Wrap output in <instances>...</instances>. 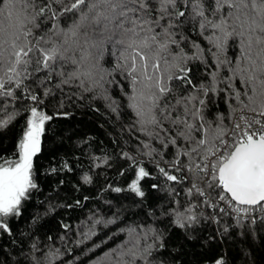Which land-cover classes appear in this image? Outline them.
Returning a JSON list of instances; mask_svg holds the SVG:
<instances>
[{"label":"snow or ice","instance_id":"snow-or-ice-1","mask_svg":"<svg viewBox=\"0 0 264 264\" xmlns=\"http://www.w3.org/2000/svg\"><path fill=\"white\" fill-rule=\"evenodd\" d=\"M64 17L72 19L67 27L60 23ZM185 30L208 42L211 62L205 48L189 40ZM183 42L191 47L190 55L181 47ZM109 50L113 67L102 69L99 61ZM190 61L204 66L206 79L193 82ZM106 84L118 87L126 98L135 116L132 127L146 137L140 141L146 151L138 154L149 157L158 172L153 176L143 161L123 152L130 161L127 171L133 174L127 191L143 198L145 178L186 185L183 190L190 200L184 211L160 214L172 217V224L188 238L189 229L194 231L202 220L219 223L218 217L235 222L225 224L222 235L229 226L244 228L246 222L264 227V0H0V130L21 114L17 101L31 102L23 106L30 115L13 158L0 156V234L12 235L10 221L23 215L33 190L40 191L34 158L42 150L45 124L53 120L44 111L48 103L57 92L60 108L65 99L83 100L85 93H92L91 100L105 101L119 118V103ZM65 86L77 91L65 93ZM221 93L227 116L217 113L209 119V105ZM63 167L67 169V163ZM83 181L91 183V178L85 175ZM54 207L47 205L48 211ZM203 209L212 211L206 215ZM40 218L36 213L32 223ZM117 219L90 216L76 243L95 236L97 225L107 227ZM62 227L67 231L69 225ZM118 232L128 238L91 264H161L154 253L166 248L163 230L149 225ZM32 247L39 251L36 243ZM48 247L33 264H52L60 255L59 249ZM208 264L225 261L210 256Z\"/></svg>","mask_w":264,"mask_h":264},{"label":"trees","instance_id":"trees-1","mask_svg":"<svg viewBox=\"0 0 264 264\" xmlns=\"http://www.w3.org/2000/svg\"><path fill=\"white\" fill-rule=\"evenodd\" d=\"M60 23L62 27H67L72 19L64 17ZM184 35L189 40L200 43L205 48V57L211 62V56L207 52L210 47L208 42L190 30H185ZM186 45L187 42H183L181 47L190 55L192 49ZM173 51L178 49L173 46ZM228 55H233L231 48ZM111 59L109 50L100 59V67L111 69ZM188 67L192 68L190 75L194 83L206 79L203 75L204 66L199 61H190ZM176 85L179 88L178 81ZM105 87L109 88L113 99L119 103V118L105 106V101L91 100L92 93H85L83 100L75 97L72 101L65 99L62 108L58 106L59 92L51 103L46 101L48 107L44 111L53 115V120L46 122L42 150L34 158L35 179L40 191L33 190L32 198L25 202L26 209H22L23 215L18 220L10 221L12 235L0 234V264H33L34 257L42 258V253L49 251L48 246L59 249L60 253L52 264H91L128 238L126 232H118V229L129 226L147 228L149 225L163 230L166 235L165 250L160 254L154 253L161 264H208L210 256L222 257L225 264H264V227L259 223L250 226L246 222L244 228L229 226L222 235L225 224L234 225V220L219 217V223L202 220L194 231L188 230L192 237L188 238L184 230L172 224V217L160 214L164 210L175 208L184 211L190 200L183 190L186 185L166 182L163 177L156 180L145 178L141 182L145 192L143 198L127 191L133 174L127 171L130 161L125 160L123 152L143 161L146 170L153 176H158V172L154 170L149 157L138 154L146 151L140 143L146 137L132 127L135 116L127 107L126 98L115 85L106 84ZM64 91L68 93L77 89L65 86ZM223 96L224 93H221L219 97H213L216 103L209 105V119H213L217 113L227 116ZM28 103L31 102L17 101L16 107L21 110V114L0 130V156L13 158L18 139L22 135V125L30 115L23 112L24 104ZM8 111H13L12 104L8 105ZM64 113L68 115H63ZM153 147H158V144L153 142ZM165 159L170 160L171 156L166 155ZM65 163L67 169L63 167ZM53 168L56 169L55 172L51 170ZM120 172H124V175H120ZM85 175L91 178V183L83 181ZM153 183L160 187L153 189ZM165 183L167 188L164 187ZM115 187L125 190L116 193L111 190ZM173 188L175 191L170 194ZM38 200L45 203L41 205ZM76 201H80V204L77 205ZM49 202L56 206L51 211L47 208ZM191 202L198 203L195 198H191ZM201 210L200 207L195 209L197 213ZM203 210L206 215L212 211ZM46 211L48 214L44 215ZM36 213L41 218L33 224L32 217ZM92 215L103 219H118L107 227L97 225L95 236L83 244H77L82 239V223H90L89 217ZM63 224L69 225L67 231L62 227ZM61 236L64 237L63 240L60 239ZM48 237L52 239L49 240ZM33 243L37 244L39 251L32 247ZM94 245L99 247L87 251Z\"/></svg>","mask_w":264,"mask_h":264}]
</instances>
